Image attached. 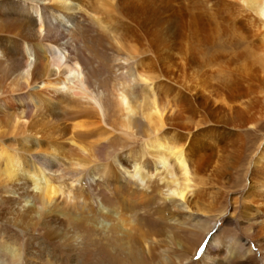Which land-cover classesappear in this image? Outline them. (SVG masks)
<instances>
[{
    "label": "bare ground",
    "instance_id": "obj_1",
    "mask_svg": "<svg viewBox=\"0 0 264 264\" xmlns=\"http://www.w3.org/2000/svg\"><path fill=\"white\" fill-rule=\"evenodd\" d=\"M262 118L264 0H0V224L16 231L0 233V264L102 251L142 264L154 250L157 264H222L224 248L252 264L241 238L202 224L217 204L202 195ZM247 151L236 193L248 187L246 232L261 247L264 142ZM196 234L210 237L199 262Z\"/></svg>",
    "mask_w": 264,
    "mask_h": 264
},
{
    "label": "rangeland",
    "instance_id": "obj_2",
    "mask_svg": "<svg viewBox=\"0 0 264 264\" xmlns=\"http://www.w3.org/2000/svg\"><path fill=\"white\" fill-rule=\"evenodd\" d=\"M107 71H108V69H105V72H102L100 81L102 84L104 83L106 85H110V84H112V81L111 82L109 81L111 78L107 76V74H106ZM225 75L228 76L227 71H225ZM212 79H215V81H218L221 79V76L215 75V76H213ZM208 126H209V128H212L213 123L209 122ZM216 126H218L220 129H222V128H224L225 125H223V123L221 122V123H218V125H216ZM205 128H208V127H205ZM205 128H204V130H205ZM247 132L249 134L248 133H245L246 135L244 134L245 135V148H246V149H244V151H245L244 156H243L240 164L230 172L231 176L229 175V179L225 180V181H223V180L220 181V179H219L218 181H220V182H218L217 180L215 182H213V180H211V181L208 180L210 185H209V187H206L207 192L204 191V193L202 195L203 196L202 200L205 203V205H209V204L212 205V204H215V202L217 204L215 205L213 214H211L210 216L202 214L203 219L206 220L205 222L203 221L202 224H205L206 222H213L216 220L217 221L216 223L218 224L216 231L223 237V239L224 238L226 239L225 242L227 241V238L231 237V236H233V237L237 236V237L241 238L244 243L248 244L247 247H249L250 250L252 251L251 255L249 256L250 263H252V264H264V261L262 260V258L264 257V251H262V252L259 251V249L260 250H262V248L264 249V240L262 241L261 247H260V244L256 241V239H251L250 234H248L246 232V228L249 224L247 223V221L245 219L244 209L242 208L243 207V205H242L243 201H242V198H240V197L244 196L242 194H244L248 191L247 190L248 187L246 189H243V188L239 189V193H236L238 191V185L245 183V175H246L245 166H246V162H247L246 156L248 154L247 148L251 147L252 145L256 146V144H258L259 141L264 142V119L263 118L259 119V122H258L257 126L255 127V129L247 130ZM256 139L258 142H256ZM6 142L12 146H14L16 144L15 141H11V140H9V141L6 140ZM113 147H115L114 149L117 151H119L120 149H123V150H126L127 148L131 149L130 148V142L128 140L127 141H119V142L117 141L116 143L113 144ZM135 147L140 148V143L135 145ZM66 156L69 158H74V156L72 155V152H67ZM153 185L157 186L155 183H153ZM221 189L223 190V195L221 193ZM217 197L220 199H218ZM203 198H205V199H203ZM204 200H206L207 202H205ZM153 205H154L153 206L154 208L152 206H150V208L152 209V211H150L151 213L153 212V209H155L156 206H158V201ZM234 206H235V208H237L236 210L233 209ZM0 213H1V210H0ZM151 216L148 215V212H147V215H146V222L147 223L145 222L146 224L144 226V230H146V231L149 228L154 229L156 226L155 219H154L156 217L155 216L151 217ZM181 218L183 219V217H181ZM189 222H196V220L195 219H189ZM168 223L171 226L174 225L171 221ZM11 227L12 226H10L8 224H5V225H4V223L0 224V233L3 232L9 236L15 234L16 231H14V229ZM147 227H149V228H147ZM65 229H67V228H65ZM161 229H162L161 230L162 234L166 235V232L164 231L163 227ZM154 231H156V230H154ZM201 233L203 235V232H201ZM205 236L201 237L200 234H196L190 241V248L189 249H193V247L196 246L197 250H196L195 256H193L194 254L191 252V250L188 251L189 252L188 257L190 259L193 258V261H195V262H199V260H200L199 258H201V253L204 251V248L207 245V242L210 240L209 235H207L206 237ZM260 237H263V239H264L263 235H260ZM136 239L138 241L139 236H137ZM164 247H166V246L163 244L159 245V248H161V249H164ZM160 251L154 250V255L149 260H145V263L142 262V264H157V262L159 260ZM167 252H168V255H172V253L170 252V249L168 250V248H167ZM223 252L224 253L221 255V258L223 259V261L221 260L222 264H240V263H238L239 261L237 262V260L235 261V260L229 259L230 254L227 252L226 248H224ZM97 255L98 256H96L95 258H93V257L91 258L90 264H123L122 262L119 263L118 261L113 260V258H111L110 254L107 251L99 252V254H97ZM193 263L194 262H192L190 264H193Z\"/></svg>",
    "mask_w": 264,
    "mask_h": 264
}]
</instances>
